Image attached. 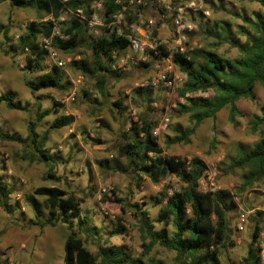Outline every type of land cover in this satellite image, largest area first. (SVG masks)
Listing matches in <instances>:
<instances>
[{
  "label": "rangeland",
  "instance_id": "rangeland-1",
  "mask_svg": "<svg viewBox=\"0 0 264 264\" xmlns=\"http://www.w3.org/2000/svg\"><path fill=\"white\" fill-rule=\"evenodd\" d=\"M103 1L93 2L102 5ZM220 1L225 10L217 9ZM190 3H194L193 9L187 7ZM179 9L183 12L179 25H176L175 18ZM95 11L101 22L97 28L98 35L106 28L111 31L120 28L123 35L127 34L146 46L143 52L135 54L130 52L129 45L125 50L115 53V60L126 61L128 70L121 72L120 80H108L105 99L97 92L95 80L70 67L72 60H78L83 56L89 59L90 52L85 48L73 53L54 48L47 50L42 61L43 72L50 71L53 66L59 67L64 73L63 81L67 83L66 89L63 91L48 89L31 94L25 86V81L36 78L42 72L25 69V52L12 55L5 54L4 51L8 46L16 43L27 24L50 21L56 25L54 31L59 33L60 23L69 20L73 14L64 9L57 16V20H54L52 16L31 9L13 8L8 2L0 5V95L12 93L17 102L28 103L30 106L28 111L18 112L0 104V132L25 137L28 134V124L35 119L38 108L42 112L51 110L48 116L37 123L35 132L39 136L46 131L49 132L44 150L53 156V172L60 178L59 182L45 179L52 163L30 164L21 159V156L28 152L27 148L17 143L0 141V179L7 188L13 190L9 199L11 209L12 203L18 202L23 212L17 210L12 216L0 207V264H63V245L69 234L65 225L56 224L43 230L37 227H21L33 216L31 208L25 202V197L41 186H57L74 192L77 197L83 199L80 217L87 218L90 226L98 230L101 240H97L100 243L106 241L107 246L126 244L131 246L134 255H139L140 233L131 205L141 206L154 218L160 206L154 205L152 199L163 198L162 205H164L170 192L179 190L181 183L170 176L154 184L140 175H127L102 169L98 162L107 160L108 164L112 165L113 161L120 159L118 148L123 143L122 135L131 134L132 128L136 124L140 125V119L146 118L157 125L163 119H167L168 129L156 138L163 156L187 160L192 157L200 158L207 166L203 177L207 176L208 171L216 170L212 186L207 180L202 182V177L199 182L201 192L227 190L232 197L239 200L236 212L229 215L230 240L235 245L227 248L220 258V264H240L246 256L251 241L255 227L252 218L258 212L256 208L264 206V179L253 188L238 192L243 172L236 170L225 174L222 164L226 162L228 156L235 155L239 144L250 148L259 140L257 133L250 132L248 123L253 115L259 114L260 107L264 106L263 87L256 84L255 101L248 99L237 101L236 105L241 113L237 118L238 126H232L228 121V110L223 109L217 114L215 121L206 120L196 129L189 144L166 147L165 140L173 136L172 129L176 124L183 128L192 125L188 116L180 115L176 110V104L184 102L178 92L184 75L173 64L172 59H169V62L161 63V70L171 67L170 77L180 78L181 81L176 84L173 91L167 95L162 84L151 87L150 82L157 64L154 51L159 46L163 47L170 56L180 53L181 50L187 53L203 48L214 51L225 59L238 57L237 49L230 48L226 44L216 46L217 41L208 36L206 30L212 28L216 22L227 21L233 29L235 25L241 24V20L230 12L251 15L252 12H264V10L248 0H177V2L154 0L152 3L151 0H129L108 23L103 19L102 8ZM4 34H7V40ZM58 35L62 36L60 33ZM38 40L43 46L44 39L39 37ZM143 58L147 61L143 62ZM131 59L136 64L130 63ZM137 88L151 90L149 108L141 96L134 94ZM54 102L60 104V107H55ZM114 102L122 104L124 108L122 113L113 106ZM62 115L73 116L74 122L68 127L50 130L52 121ZM240 209L249 211L250 214L244 230L238 232L235 224ZM260 220L262 230V217ZM76 221L77 219H74V224ZM118 225H123L126 232L117 233ZM74 231L77 232L75 225ZM45 232L55 236L59 251L46 252L43 255L34 244L36 238ZM77 233L83 239L85 247L95 254L99 245L97 240L83 233ZM173 257L172 252L154 247L147 259L174 264Z\"/></svg>",
  "mask_w": 264,
  "mask_h": 264
},
{
  "label": "trees",
  "instance_id": "trees-1",
  "mask_svg": "<svg viewBox=\"0 0 264 264\" xmlns=\"http://www.w3.org/2000/svg\"><path fill=\"white\" fill-rule=\"evenodd\" d=\"M4 1L0 0V4ZM7 1L13 8L31 9L52 16L54 20H57V16L64 9L73 14L69 20L59 25V33L64 38L52 35L56 28L53 22H31L27 24L16 43L8 46L4 51L5 54L12 55L25 52V69L42 72L36 78L25 81V86L31 94L48 89L63 91L67 85L63 81L64 73L59 67L53 66L50 71L43 72L42 61L47 50L39 43L38 39L41 37L50 40V47L60 51L73 53L80 48L89 51V59L83 56L78 60H72L70 67L95 80L97 92L103 99L106 98L105 87L108 80L116 81L122 78L121 71L111 68L114 62L113 55L125 50L129 41L127 34L118 36L108 28L98 36L91 35L86 22L76 15V11L81 10L85 17H89L92 14L90 4L95 0ZM128 1L104 0L102 3L104 21L108 23ZM248 1L258 4L264 10V0ZM217 7L225 10L221 1ZM230 14L240 19L241 24L235 25L233 29L227 21L216 22L212 28L206 30V34L217 41L216 46L226 44L230 48L237 49L238 57L225 59L214 51L203 48L185 54L171 55L173 64L184 75V80L178 88L180 98L184 102L176 104V110L180 115L188 116L192 125L183 128L176 124L172 129L173 136L165 140L166 147L189 144L196 129L206 120L215 121L217 114L223 109L228 110V121L232 126H238L237 118L241 113L236 105L237 101L240 99L255 101L256 84H260L264 90V12H252L251 15L232 12ZM4 38L8 39L7 34H4ZM156 51L164 57L170 55L160 46ZM134 94L141 96L149 108L150 89L137 88ZM197 94L202 96H196ZM0 104L18 112H26L30 107L28 103L17 102L12 93L1 94ZM53 105L60 107L57 102ZM113 106L121 113L124 111L120 102H114ZM50 112L51 110L42 112L38 108L35 119L28 124V134L25 137L0 132V141L17 143L27 148L28 152L21 156V159L30 164L52 163L45 179L59 182L60 178L53 172L54 158L44 150L49 132L46 131L42 136L35 132L37 123ZM73 122V116L62 115L52 121L49 129H62ZM156 125L148 118L140 119V125L136 124L131 134L122 135L123 143L118 148L120 159L113 161L112 165L108 164L107 160L98 162L102 169L127 175H140L154 184L170 176L181 183L179 190L167 196L164 205H162L163 198L152 199L154 205L160 206L154 218L141 206L131 205L140 233L139 255H134L131 246L126 244L107 246L106 241L100 243L97 240H101L98 230L90 226L87 218L80 217L83 199L77 197L74 192L57 186L35 188L32 194L25 197V202L31 208L33 216L21 227H37L43 230L56 224L65 225L69 234L63 245V264H164L161 260L147 259L154 247L172 252L174 264H220V258L227 248L235 245L230 240L229 227V215L237 210L232 195L227 190L201 192L199 182L207 171L206 164L198 157L187 160L163 156L156 138L152 135ZM263 126L264 106H261L259 114L253 115L248 123L250 132L257 133L259 140L250 148L239 144L235 155L228 156L226 162L222 164L225 174L236 170L243 172L238 192L253 188L264 179ZM12 192L13 190L7 188L0 179V207L13 216L15 211L21 212V206L18 202H13L11 209L9 199ZM261 217V213L257 212L252 218L255 227L246 256L240 264H260L258 238L261 231ZM74 219H77L76 224ZM74 225L77 232L97 240L99 245L95 254L85 247L83 239L74 231ZM116 232L125 233L126 228L118 225Z\"/></svg>",
  "mask_w": 264,
  "mask_h": 264
},
{
  "label": "built area",
  "instance_id": "built-area-1",
  "mask_svg": "<svg viewBox=\"0 0 264 264\" xmlns=\"http://www.w3.org/2000/svg\"><path fill=\"white\" fill-rule=\"evenodd\" d=\"M154 0H151V3ZM140 2V1H139ZM102 5L100 3L97 2H93L90 4V10L92 11V14L89 17H85L82 13L81 10H77L76 11V15L81 17L85 22H86V26L89 29L90 32H92L94 35H98V30L97 28L101 25L100 22V18H98V14L95 10H99L101 9ZM194 3H190L188 4L187 7H189V9H193L194 7ZM182 9L178 10V14L175 18V24L179 25V20L181 19V14H182ZM55 30V29H54ZM114 32L116 33V35L118 36H124L122 34V30L120 28H116V30H114ZM59 33L57 31H53V36H60L58 35ZM61 38H64L63 36H60ZM128 41H129V50L130 52H132L133 54L135 53H139V52H143L145 49V45L143 43H141L140 41L131 38L130 36H126ZM43 48L46 50H51L50 47V40L44 39L43 41ZM180 54H185V52L183 50L180 51ZM154 55H155V60H156V66H155V73L154 76L152 77V80L150 82L151 87H157L160 84L163 85V87L166 89L167 91V95L169 93H171L173 91V89L175 88L176 84H178L181 80L179 77L174 76L173 78L170 77V74L172 73V68L168 67L165 70H161V63L164 62H169V59H171V56L168 55L166 57L161 56L157 51H154ZM114 58V62L111 66L112 70H119L121 72H125L128 70V66H127V62L124 60H115L116 56L115 53L113 55ZM143 62H146L147 59L143 58L142 59ZM130 63L132 64H136L132 59L130 60ZM188 96V95H186ZM168 129V123H167V119H163L158 125L157 127H155L152 131V135L155 138H158L162 132H165ZM216 177V170H212V171H208L207 172V176L203 177L202 182H205V180L209 181L210 185H213L214 182V178ZM172 194V192H170V195ZM233 202L235 203V205L237 206L239 203V200L236 197H232ZM256 211L260 212L262 215V230L260 232L259 235V248L260 251L258 252L259 255V259H260V264H264V206L263 207H257ZM106 213V212H105ZM249 211H246L244 209H240V212L238 214V219L236 221L235 224V228L238 232H241L244 230L245 224L247 222L248 216H249Z\"/></svg>",
  "mask_w": 264,
  "mask_h": 264
},
{
  "label": "crops",
  "instance_id": "crops-1",
  "mask_svg": "<svg viewBox=\"0 0 264 264\" xmlns=\"http://www.w3.org/2000/svg\"><path fill=\"white\" fill-rule=\"evenodd\" d=\"M7 2L8 1L5 0L1 4H5ZM34 244L38 247V249L42 252L43 255H45L46 252L52 253L53 251H59L58 243L55 239V236L51 235L49 232H45L43 235H39L34 241ZM22 247L24 248L23 245Z\"/></svg>",
  "mask_w": 264,
  "mask_h": 264
}]
</instances>
